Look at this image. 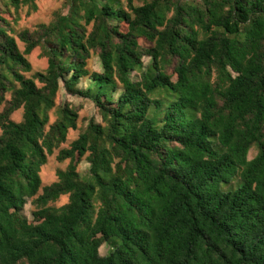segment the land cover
<instances>
[{
	"label": "trees",
	"instance_id": "trees-1",
	"mask_svg": "<svg viewBox=\"0 0 264 264\" xmlns=\"http://www.w3.org/2000/svg\"><path fill=\"white\" fill-rule=\"evenodd\" d=\"M23 9L0 0V264H264V0Z\"/></svg>",
	"mask_w": 264,
	"mask_h": 264
},
{
	"label": "rangeland",
	"instance_id": "rangeland-1",
	"mask_svg": "<svg viewBox=\"0 0 264 264\" xmlns=\"http://www.w3.org/2000/svg\"><path fill=\"white\" fill-rule=\"evenodd\" d=\"M125 1V0H123ZM63 4V0H37V5L39 11L37 13H33L31 15L28 14L27 9H23L19 12V14H14V16L20 17L19 23L17 25L18 30H34L39 24L48 23L53 14L57 12ZM21 47H23L21 45ZM29 60L31 61L34 71H44L47 68V60L41 57V50H36L30 57ZM148 62V61H147ZM94 68L96 71H101V65L97 59L94 60ZM60 101L65 102L69 101L73 103L77 107H81L80 111V122L84 120H91L95 119L96 121L100 120L99 114L97 109L90 101L78 99V98H70L65 96L63 93L60 96ZM1 110V109H0ZM22 118V112H18L15 114L13 119L15 121H20ZM56 119V116L52 115V121ZM79 136L78 131H72L69 135V143L74 141ZM257 152L252 150L250 153V159H253L256 156ZM68 166V162L59 163L56 159V155L50 156L48 164L43 168L42 171V179L45 186L51 185L56 182L57 179V170L59 169H66ZM88 164L84 161L80 165V172L84 174L87 170ZM68 201V197H63L61 204H64ZM26 215L29 218H32V209L30 206L26 208ZM111 252V248L109 245L105 244L100 249L101 256H107Z\"/></svg>",
	"mask_w": 264,
	"mask_h": 264
}]
</instances>
